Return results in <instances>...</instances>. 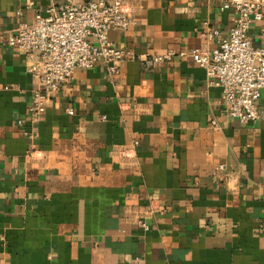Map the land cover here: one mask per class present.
Returning a JSON list of instances; mask_svg holds the SVG:
<instances>
[{
	"label": "crops",
	"instance_id": "crops-1",
	"mask_svg": "<svg viewBox=\"0 0 264 264\" xmlns=\"http://www.w3.org/2000/svg\"><path fill=\"white\" fill-rule=\"evenodd\" d=\"M127 3L135 24L109 36L134 56L118 73L77 68L40 119L28 112L33 58L0 43V264H264V90L259 117L242 122L180 55L213 49L203 29L227 36L236 12L220 0ZM34 16L0 0L5 36ZM263 26H251L255 45Z\"/></svg>",
	"mask_w": 264,
	"mask_h": 264
},
{
	"label": "built area",
	"instance_id": "built-area-1",
	"mask_svg": "<svg viewBox=\"0 0 264 264\" xmlns=\"http://www.w3.org/2000/svg\"><path fill=\"white\" fill-rule=\"evenodd\" d=\"M38 1L24 0L26 7L35 9L32 22L20 23L7 36L0 29V43L15 46L33 58L29 70L38 85L28 112L35 120L45 114L51 95L73 78L77 68L104 62L111 73H118L119 62L134 54L115 45L109 32L128 29L136 21L127 0H65L44 13L36 8ZM220 7L236 12L229 34L222 36L206 23L202 34L209 39L217 37V45L181 51L180 55L189 53L205 68L210 83L221 88L230 116L242 122L256 120L257 100L264 90V44L253 43L250 29L254 22H264V0H220ZM262 33L264 36V26ZM174 54L171 49L145 55L142 63L146 69H153ZM67 110L74 113L72 107Z\"/></svg>",
	"mask_w": 264,
	"mask_h": 264
}]
</instances>
